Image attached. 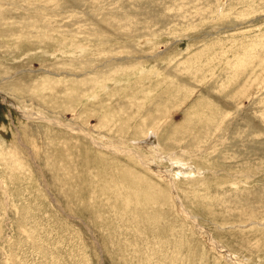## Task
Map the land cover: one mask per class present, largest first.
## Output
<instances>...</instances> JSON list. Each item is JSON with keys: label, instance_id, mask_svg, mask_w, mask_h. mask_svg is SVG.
I'll list each match as a JSON object with an SVG mask.
<instances>
[{"label": "rangeland", "instance_id": "obj_1", "mask_svg": "<svg viewBox=\"0 0 264 264\" xmlns=\"http://www.w3.org/2000/svg\"><path fill=\"white\" fill-rule=\"evenodd\" d=\"M0 264H264V0H0Z\"/></svg>", "mask_w": 264, "mask_h": 264}, {"label": "bare ground", "instance_id": "obj_2", "mask_svg": "<svg viewBox=\"0 0 264 264\" xmlns=\"http://www.w3.org/2000/svg\"><path fill=\"white\" fill-rule=\"evenodd\" d=\"M66 126H67V125H66ZM99 142H100V141H99ZM147 143H148V142H147ZM151 143H152V142H151ZM151 143H150V144H151ZM142 146H143V145H142ZM122 153H123V152H122ZM127 153H128V152H127ZM130 154H132V153H130ZM135 155H136V153H135ZM131 156H132V155H131ZM135 157H136V156H135ZM135 157H134V158H135ZM141 157H142V156H141ZM136 159H137V158H136ZM142 159H143V158H142ZM143 160H144V159H143ZM142 163H143V162H142ZM146 165H147V161H146ZM148 165H150V164H148ZM152 167H153V166H152ZM225 253H226V252H225Z\"/></svg>", "mask_w": 264, "mask_h": 264}]
</instances>
